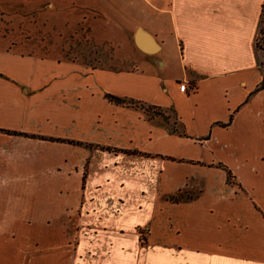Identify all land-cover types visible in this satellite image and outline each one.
Listing matches in <instances>:
<instances>
[{"label": "crops", "instance_id": "1", "mask_svg": "<svg viewBox=\"0 0 264 264\" xmlns=\"http://www.w3.org/2000/svg\"><path fill=\"white\" fill-rule=\"evenodd\" d=\"M263 3L153 6L151 29L136 23L133 34L142 29L156 48L143 51L132 34L141 56L133 72L37 65L0 34V130L43 138L0 132V264H264V89L252 93ZM11 4L0 0L1 18ZM166 42L178 53L174 75L162 74ZM19 85L38 98L12 102ZM100 90L166 110L186 137L105 102ZM79 157L89 159L83 180ZM223 168L241 188L227 199ZM178 189L197 192L161 198Z\"/></svg>", "mask_w": 264, "mask_h": 264}, {"label": "rangeland", "instance_id": "2", "mask_svg": "<svg viewBox=\"0 0 264 264\" xmlns=\"http://www.w3.org/2000/svg\"><path fill=\"white\" fill-rule=\"evenodd\" d=\"M11 1V10L7 11V19L0 17V21H3V24L0 22V34L8 32V36H11L12 42L6 45L12 53L37 65H44L47 62H76L89 75L92 74L90 70L93 69H107L115 72L122 69L130 72L135 71L134 66L139 63L141 56L131 41L134 24L139 23L151 29L152 23H154L152 21L156 19L153 6L164 7L167 3V0ZM263 27L264 22L259 24V28ZM260 38L261 35L257 33L258 41ZM255 56L262 73L264 54L260 50H256ZM160 60L163 62L162 74L174 75L177 73L179 58L173 42L165 43ZM21 67L20 63L15 68ZM26 86L29 91L21 93V85H19V92L14 93L12 102H34L38 98L36 89L31 85ZM42 87L44 85L37 89L41 90ZM103 94L105 95V91L100 90L99 96L102 95V99ZM122 98L132 102L123 107L139 111L145 121L156 122L164 126L168 134L186 137L176 122L170 119L166 110L163 111L159 107L145 103V101L129 97ZM103 100L110 102L106 98ZM142 108H147L148 113L145 114ZM155 110H159L166 119L158 116ZM0 143L1 147H6L5 137L2 135H0ZM140 154L131 156H149ZM164 158L166 159V157ZM78 160L79 174L81 176L84 174L86 177L89 159L79 157ZM77 183L79 185V181ZM220 188L221 198L226 199L232 197L235 192L241 191L235 176L226 178L224 175ZM190 191L192 193L189 194L178 189L171 194H163L161 198L181 201L183 198L194 196L195 191L197 192V190ZM252 224L254 228H258L255 221H252ZM238 228L243 229L240 222Z\"/></svg>", "mask_w": 264, "mask_h": 264}, {"label": "trees", "instance_id": "3", "mask_svg": "<svg viewBox=\"0 0 264 264\" xmlns=\"http://www.w3.org/2000/svg\"><path fill=\"white\" fill-rule=\"evenodd\" d=\"M264 4V3H263ZM262 22H264V6H261V14H260V18H259V24H261ZM257 33L261 35L260 40L258 41L257 39V34L255 36V40H254V49L256 50H260L261 52H263L264 54V27L263 28H258ZM263 70L261 73V80L258 83V85L256 86V88L253 90L252 93H255L259 90L264 89V60H263ZM105 98L108 99L110 101V103H113L115 105H119V106H128L130 105L132 102L129 99H125V98H119V97H114L111 95H105ZM143 109V108H142ZM143 112L145 114L148 113L147 108L143 109ZM156 114L160 117H162L163 119H166L165 116H163L161 114V112H159V110H155ZM0 132L7 134V135H12V136H22V137H27V138H38V139H43L42 137L39 136H34V135H28V134H24V133H17V132H11V131H4V130H0ZM77 144V143H75ZM122 153L125 154H130V155H141L139 152H134V151H123L121 150ZM144 155V154H142ZM224 169V168H223ZM226 172V177L229 178L230 174L229 172L224 169ZM84 174H82V180L84 179Z\"/></svg>", "mask_w": 264, "mask_h": 264}, {"label": "water", "instance_id": "4", "mask_svg": "<svg viewBox=\"0 0 264 264\" xmlns=\"http://www.w3.org/2000/svg\"><path fill=\"white\" fill-rule=\"evenodd\" d=\"M133 40L136 44V46H138L140 49H142L143 51L146 52H152L155 50V45L153 43V39L152 36H150L149 34L145 33L142 29L137 28L134 31L133 34ZM144 44L148 47H144ZM151 46V47H150Z\"/></svg>", "mask_w": 264, "mask_h": 264}, {"label": "built area", "instance_id": "5", "mask_svg": "<svg viewBox=\"0 0 264 264\" xmlns=\"http://www.w3.org/2000/svg\"><path fill=\"white\" fill-rule=\"evenodd\" d=\"M177 88L180 92H185L187 90V86L185 82H181L177 85Z\"/></svg>", "mask_w": 264, "mask_h": 264}]
</instances>
